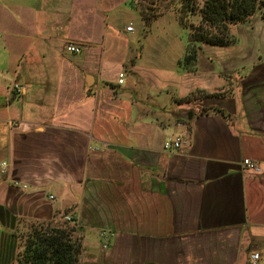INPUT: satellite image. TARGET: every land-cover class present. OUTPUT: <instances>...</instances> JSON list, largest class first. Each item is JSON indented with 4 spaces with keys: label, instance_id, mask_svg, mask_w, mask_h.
<instances>
[{
    "label": "crops",
    "instance_id": "obj_1",
    "mask_svg": "<svg viewBox=\"0 0 264 264\" xmlns=\"http://www.w3.org/2000/svg\"><path fill=\"white\" fill-rule=\"evenodd\" d=\"M127 15L0 0V264L24 223L65 216L81 264H247L253 251L264 264V23L231 26L233 44H201L186 64L170 9L156 37L137 15L127 33Z\"/></svg>",
    "mask_w": 264,
    "mask_h": 264
},
{
    "label": "trees",
    "instance_id": "obj_2",
    "mask_svg": "<svg viewBox=\"0 0 264 264\" xmlns=\"http://www.w3.org/2000/svg\"><path fill=\"white\" fill-rule=\"evenodd\" d=\"M181 1L182 10L177 13L181 26L188 32L183 61L186 64L195 60L201 44H233L231 26L247 23L258 12L264 18V0H204L198 9L194 0ZM184 12L192 16L198 13L199 24H188ZM14 236L18 239V251L12 264H81L82 238L75 225L60 220L24 223L23 230L19 229Z\"/></svg>",
    "mask_w": 264,
    "mask_h": 264
},
{
    "label": "rangeland",
    "instance_id": "obj_3",
    "mask_svg": "<svg viewBox=\"0 0 264 264\" xmlns=\"http://www.w3.org/2000/svg\"><path fill=\"white\" fill-rule=\"evenodd\" d=\"M203 2L204 0H194L193 3L196 4L195 7L198 9L201 8ZM180 3H182L181 0H104L106 24H109L107 15L111 16L118 25L119 23H122L124 20H126L128 18L127 14H129V16L131 15L132 17L131 24L134 26L135 32H137V30H140L136 29L135 23L133 22L135 15H137L139 16L142 25H144L143 27L147 30L146 32H152L153 30V36L156 37L159 34H163L164 27L162 28L161 25L163 24L164 26V19L162 20L161 16L164 15L165 11L170 9V13L177 17V11L182 10ZM262 11L264 12V9ZM261 14V12H258L253 17L255 19L260 18L262 23H264V18H262ZM183 15L186 16L185 21H187L188 24H193L195 26L199 24L200 17L198 13L192 16L191 14L184 12ZM149 20L151 21L149 22ZM146 21H148V23H146ZM140 22L137 21L136 26ZM145 29L142 32H145ZM234 30L236 32L238 31V29ZM167 34L169 33L167 32ZM136 37L137 36H133V38ZM60 221H64L63 218ZM67 223L72 225V222Z\"/></svg>",
    "mask_w": 264,
    "mask_h": 264
},
{
    "label": "built area",
    "instance_id": "obj_4",
    "mask_svg": "<svg viewBox=\"0 0 264 264\" xmlns=\"http://www.w3.org/2000/svg\"><path fill=\"white\" fill-rule=\"evenodd\" d=\"M125 31L127 33H133L134 32V26L132 24H129L126 28ZM65 51L68 54H80L81 53V49L80 47L73 45V44H68L65 47ZM124 82V73H119L118 74V85H123ZM10 90L13 94H15L16 96H22L26 93V87L20 83H18L17 81L12 82L11 86H10ZM182 144V140L180 138H176V139H168V141L165 142L164 144V148L166 150H169L171 148L174 149H178L180 147V145ZM242 166L244 167V169H246L247 171L259 174L260 173V168L259 166L254 163L253 161L249 160V159H244L242 161ZM1 172H4L5 168H6V164L3 163L1 165ZM13 185L15 187H21L22 189H27L28 185L26 184H20L18 182H13ZM50 199H52V197H50ZM63 220L65 222H72L70 217H63ZM103 248H106V245L103 246ZM260 260V254L257 251H253L248 259V263L247 264H258Z\"/></svg>",
    "mask_w": 264,
    "mask_h": 264
}]
</instances>
